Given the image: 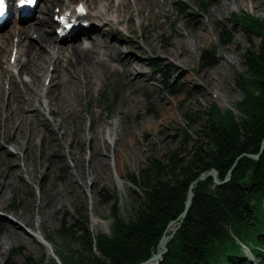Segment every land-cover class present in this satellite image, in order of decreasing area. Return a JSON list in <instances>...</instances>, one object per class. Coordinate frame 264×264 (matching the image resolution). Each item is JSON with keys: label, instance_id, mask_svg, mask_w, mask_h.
Wrapping results in <instances>:
<instances>
[{"label": "rangeland", "instance_id": "obj_1", "mask_svg": "<svg viewBox=\"0 0 264 264\" xmlns=\"http://www.w3.org/2000/svg\"><path fill=\"white\" fill-rule=\"evenodd\" d=\"M44 1L39 8L46 6ZM95 2L90 4L94 7ZM122 2L127 7L134 4ZM205 2L138 0L129 14L119 17L116 28L120 36L111 42L117 54L98 56L88 74L79 79L72 74L65 82L69 66L64 68V64L52 68L49 85L39 77L36 96H41V84L49 86L46 98L39 99L49 102L50 114L33 113L22 103L21 87L11 91L4 84L8 76L0 75L4 79L0 106L15 109L9 128L0 112V264L11 249L19 252L13 257L15 264L27 256L42 259V264H57L51 256L56 257L53 250L67 254L76 247H66L54 232L62 223L71 224L70 216L75 217L81 206L92 234H108L113 203H102L100 194L114 193L116 216L127 221L134 209L131 191L135 189L126 177L136 174L148 158H161L177 147L176 129L184 126V113L201 111L213 103L237 115L235 105L242 93L235 80L242 71L246 44L236 18L247 15L264 20V0H241L226 11L228 0ZM51 4L56 2L49 0L47 5ZM175 4L183 5L185 14L175 12ZM220 7L224 9L219 11ZM37 12L29 25L34 26L36 16H42ZM8 27L0 32L7 33ZM36 38L34 33L32 39ZM105 41L98 36L95 45L100 47ZM73 42L79 48L87 39L78 36ZM252 42L256 46L258 38L253 37ZM68 44L64 41L62 46ZM208 49L214 51L215 63L200 67L199 55ZM1 58L0 72L7 67V54L5 65ZM129 69L141 80L136 81ZM20 76L23 82L30 81L23 73ZM15 80H21L17 74ZM169 87L183 92L171 95ZM16 132L19 148L12 143ZM6 182L8 186H4ZM46 235L50 243L44 240Z\"/></svg>", "mask_w": 264, "mask_h": 264}, {"label": "trees", "instance_id": "obj_2", "mask_svg": "<svg viewBox=\"0 0 264 264\" xmlns=\"http://www.w3.org/2000/svg\"><path fill=\"white\" fill-rule=\"evenodd\" d=\"M174 10L185 14L183 5L175 4ZM236 23L246 44L242 71L236 73L235 80L242 93L235 105L237 115L213 103L201 111L184 113V126L176 129L177 147L161 158H148L136 174L126 177L135 189L131 191L132 216L119 220L114 211L115 194H100L102 203H113L111 224L108 234L93 235L84 207H79L76 216H70L72 223H62L54 232L66 247H76L67 254L53 250L60 264L145 261L155 253L166 225L171 221L177 224L188 186L196 177L214 170L221 182L236 157L255 155L260 148L256 160L239 158L228 180L220 185L213 184L211 177L192 185L190 206L157 264H264V20L243 15ZM253 37L258 38L256 46ZM214 55L211 49L203 50L198 58L200 67H212ZM168 90L171 95L183 92ZM44 240L50 243V236ZM18 253L9 250L3 264H15L13 257ZM20 264H42V259L27 256Z\"/></svg>", "mask_w": 264, "mask_h": 264}, {"label": "bare ground", "instance_id": "obj_3", "mask_svg": "<svg viewBox=\"0 0 264 264\" xmlns=\"http://www.w3.org/2000/svg\"><path fill=\"white\" fill-rule=\"evenodd\" d=\"M51 1L56 2V4L47 5L49 0H46L44 1L46 2L44 3L46 6L44 8H39L38 12L36 11L39 15L42 16L39 18L38 16H36L38 20L36 19L37 21L34 23V26L28 24V21H30V18H33V15L28 19L22 20L20 23H14L10 27H8L11 24L10 22L0 26V30L3 27H8L7 33L4 34V31L0 32V57L2 56L1 63L5 65V54H7L8 57L6 63L7 67L5 66L3 71L0 72V75L4 76V78L8 76L7 79L5 78L6 80L4 84L9 85L10 90H14L16 86L21 87L23 91V95L21 97L22 103L30 107V110L33 113L35 112L41 114H48L50 111L49 102H46L45 100L39 98H46L45 96L49 91V86L44 85L45 81H47L48 85L50 84L51 77L49 76V74L52 71V68H60V66H62L63 64L64 68L69 66V75L68 73L64 75V77L66 78L65 82H67L69 77H71L70 75L72 74L74 78L76 77V79L81 78L80 76L82 74H88V70L93 67L94 60H96L98 56H105L106 53L108 56L117 54L118 49L114 45H112L111 42L116 41L117 38L115 39V36H120L119 29L116 28L117 24H119V17H121V13L129 14L130 9L135 7V4L138 0H130L134 4L129 7L124 5V1L122 2V0H90L91 2L96 1V6L94 7L92 4H90L89 0H78L75 4H71V1L74 0ZM228 1L230 3L228 2L229 4L227 5L225 11L241 0ZM86 2L87 4H85ZM116 3L118 4L117 7L114 6ZM221 8L224 9V7H220L218 8V10L221 11ZM134 12L140 14V11L134 10ZM60 19H76L75 21L79 24H82L83 27L76 29V27L72 25L69 28V30L71 29V31L68 34L64 35L62 31L67 29L61 28ZM105 27H109V29L106 30L104 29ZM55 29L60 30L62 34L61 37L54 33ZM92 32H94L95 35L92 36ZM34 33L37 34L36 40L32 39ZM96 35L102 38H106V41L102 43L100 47H98V45H95V43L98 41V36ZM78 36H83L87 39L86 45L80 43V47L78 48V46H74L77 43L71 44L74 43L73 40L78 38ZM94 36L95 38L91 40V38H93ZM181 36L182 34L180 33L178 37ZM30 39L31 41H36V44H38V46L33 45ZM183 39L184 37L180 39V42H182ZM64 41L69 42V46L66 45L67 48H62L66 47L62 46V43ZM60 45L62 47H60ZM180 55H182V53L177 54V59L180 58ZM21 58L24 59V61H21L19 63V60ZM43 66H46L44 71ZM13 71L16 72L13 74ZM129 72L131 75L135 74L134 76L136 78V81L141 80L142 77L138 73H134V71H130V69ZM9 73H11L12 75H9ZM22 73L30 79L29 82L22 81V78L20 76ZM16 74L17 77L21 79L20 81L15 80ZM41 76L42 78H44V85L41 84L42 92L40 94L41 96L38 97L36 96V89L38 87L37 80L40 79L39 77ZM1 79L2 78H0V82L4 80ZM60 87H62V85H60ZM5 93V96H7V91ZM0 95H2V93ZM35 102L38 103V107H40L39 109L34 107L35 105H33V103ZM0 112L2 115H4L3 121L6 122L5 127L9 128V126H12L13 124L8 125L7 123L8 120L12 119V114L13 112H15V109H11L9 106H6V108H2L0 106ZM112 136V133L108 135L109 141L111 140ZM19 139L20 138L18 136V133L16 132L14 134V139L12 142L15 148L20 147V143L18 141ZM13 167L15 168V166ZM4 186H8V183L6 182ZM3 189L4 187L1 188V190ZM172 228L173 225H170L167 228L168 231L166 230V232H170ZM37 238L38 240H40V242L41 240H43L40 239L39 236H37Z\"/></svg>", "mask_w": 264, "mask_h": 264}, {"label": "water", "instance_id": "obj_4", "mask_svg": "<svg viewBox=\"0 0 264 264\" xmlns=\"http://www.w3.org/2000/svg\"><path fill=\"white\" fill-rule=\"evenodd\" d=\"M261 152H262V149L260 148L259 152L257 154H255V155L241 154L238 157H236L235 160L233 161V164L231 165L230 169L227 171L225 179L223 181H221V182H219L217 180V173L214 170L206 171V172L200 174L198 177H196L188 186V190H187V194H186V199L184 201L183 209H182L181 213L176 218V220L178 221L177 224L175 226H173V228L171 229V231H170V233L168 235H165L166 230H167V228L170 225L174 224V221H171V222H169L166 225V227H165V229H164L159 241L157 242L155 253L153 255H151L149 258H147L145 261H143V262H141L139 264H157L161 260L162 255L166 251V247H165L166 242L172 237L173 233L177 230V228L179 227L180 222L183 220V217H184L187 209L190 206V201H191V198H192V192H191L192 185L203 181L207 177H211L213 184L220 185L221 183H223V182L228 180V178H229V176H230V174H231V172H232V170L234 168V165L237 163L239 158L246 157V158H249L251 160H256V159L259 158ZM40 243L43 246L48 247V245L43 240H41ZM241 249H242L245 257L247 258V260L249 262H252L251 256L249 255L248 251L243 246H241ZM51 256L53 257V259L56 261L57 264H60L59 261H57L56 257H54L53 255H51Z\"/></svg>", "mask_w": 264, "mask_h": 264}, {"label": "snow or ice", "instance_id": "obj_5", "mask_svg": "<svg viewBox=\"0 0 264 264\" xmlns=\"http://www.w3.org/2000/svg\"><path fill=\"white\" fill-rule=\"evenodd\" d=\"M33 2V0H21V3H28V4H31ZM3 11V0H0V13H2ZM82 11V9H81Z\"/></svg>", "mask_w": 264, "mask_h": 264}]
</instances>
